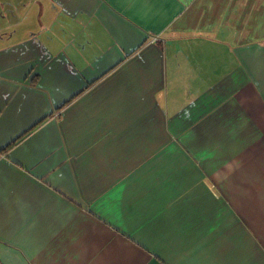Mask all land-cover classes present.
<instances>
[{"label":"crops","instance_id":"0c3cea01","mask_svg":"<svg viewBox=\"0 0 264 264\" xmlns=\"http://www.w3.org/2000/svg\"><path fill=\"white\" fill-rule=\"evenodd\" d=\"M0 264H264V0H0Z\"/></svg>","mask_w":264,"mask_h":264}]
</instances>
